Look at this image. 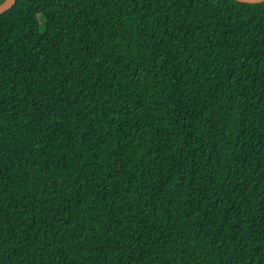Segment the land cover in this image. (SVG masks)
<instances>
[{"label":"trees","instance_id":"trees-1","mask_svg":"<svg viewBox=\"0 0 264 264\" xmlns=\"http://www.w3.org/2000/svg\"><path fill=\"white\" fill-rule=\"evenodd\" d=\"M0 264H264V1L0 14Z\"/></svg>","mask_w":264,"mask_h":264},{"label":"water","instance_id":"water-1","mask_svg":"<svg viewBox=\"0 0 264 264\" xmlns=\"http://www.w3.org/2000/svg\"><path fill=\"white\" fill-rule=\"evenodd\" d=\"M17 0H4L0 3V14L6 12L9 10L16 2ZM239 2H245V3H259L263 2L264 0H236Z\"/></svg>","mask_w":264,"mask_h":264},{"label":"rangeland","instance_id":"rangeland-1","mask_svg":"<svg viewBox=\"0 0 264 264\" xmlns=\"http://www.w3.org/2000/svg\"><path fill=\"white\" fill-rule=\"evenodd\" d=\"M39 21L41 22L42 21V18L41 17H38Z\"/></svg>","mask_w":264,"mask_h":264}]
</instances>
